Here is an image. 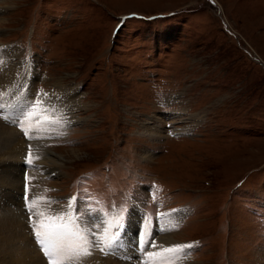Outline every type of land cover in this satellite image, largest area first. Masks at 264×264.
<instances>
[{
    "label": "rangeland",
    "instance_id": "1",
    "mask_svg": "<svg viewBox=\"0 0 264 264\" xmlns=\"http://www.w3.org/2000/svg\"><path fill=\"white\" fill-rule=\"evenodd\" d=\"M3 1L0 42L34 61L33 87L72 83L88 105L64 131L42 118L25 126L31 138L19 130L25 144L41 138L26 155L43 156L36 146L66 160L58 176H23L26 214L36 189L61 211L89 210L87 196L101 218L98 198L119 205L132 192L107 230L128 225L135 205L139 227L146 211L159 227L152 243L178 213L168 230L192 264H264V0ZM153 115L161 139L141 133ZM80 181L84 199H70Z\"/></svg>",
    "mask_w": 264,
    "mask_h": 264
},
{
    "label": "bare ground",
    "instance_id": "2",
    "mask_svg": "<svg viewBox=\"0 0 264 264\" xmlns=\"http://www.w3.org/2000/svg\"><path fill=\"white\" fill-rule=\"evenodd\" d=\"M4 2L0 0V27L4 25L3 15L8 14V6ZM19 50L17 46H4L0 42V117L5 121L0 122V264H47L49 259L62 261L63 264H138L144 259L147 264H192L187 254L188 247H183L180 251H163L165 248L187 246L179 243L168 230L173 227L170 222L173 225L178 222L180 218L178 213L169 217L166 222L161 220L164 228L160 231V237L152 243L148 242L151 234H146L147 240L138 237L136 216L130 215L127 227L121 232H116L118 242L110 254L100 251V247L96 246L94 249L90 248L91 255L78 259L80 249L89 248V243L84 231H79L76 227L79 223L76 221L74 223L71 208L61 211L57 203H38L35 211H44L46 216L64 217L63 220L44 218V223H67L71 229V232L62 239L45 241L43 245L38 242L32 231L33 221L28 219L29 213L25 215L21 208L22 162L26 144L16 133L29 122L36 123L41 118L52 123L58 130L68 125H76L81 121L76 112L81 108L86 109L88 105L81 103V92L77 85L71 83L66 86L62 80L51 81L54 90L36 92L32 85L35 80L40 79V75L34 72L31 60H21ZM26 105L30 107L25 108ZM43 109H47V112L45 113ZM175 118L180 122L184 120L183 114ZM159 119L157 115L147 117L144 123H140L141 133L157 139L166 136L167 133L157 124ZM168 119L174 122L173 116ZM38 124L40 125V122ZM187 129L188 127H184L183 131ZM35 148L37 151L41 149L44 154L42 156L37 153L38 156H42V161L37 165L29 164L31 173L46 178L51 175L58 176L65 165L64 157L45 148L36 146ZM37 154L31 153L32 156ZM141 157L143 160L152 158L149 151L143 153ZM39 194L32 199L51 201V197ZM53 209L55 212L51 211ZM112 233L111 231L103 235V232H100L98 236L99 239H110ZM53 247L56 250L51 257L47 256L45 253L51 251Z\"/></svg>",
    "mask_w": 264,
    "mask_h": 264
},
{
    "label": "snow or ice",
    "instance_id": "3",
    "mask_svg": "<svg viewBox=\"0 0 264 264\" xmlns=\"http://www.w3.org/2000/svg\"><path fill=\"white\" fill-rule=\"evenodd\" d=\"M43 111L46 113L47 109H43ZM21 130L24 131L26 136H29V138H31L29 132L26 129L21 128ZM26 203L28 205V212H29L28 219L33 221L32 224L33 235L36 238H38V242L40 244L43 245L45 241H54V240L62 239L71 232V229L69 228V225L67 223H61V224L44 223V218H47L49 220H57V219L63 220L64 219L63 216H57V215L46 216V213L44 211H39V212L35 211V206L38 203L48 204V203H53V201H40L39 199L28 200L26 198ZM69 206L71 207V201ZM51 211L55 212L54 209ZM36 217H40L41 219L37 220L35 219ZM119 226L120 225H113L112 227H119ZM117 242H118V234L116 232H113L110 239H98L97 244L95 246L100 247V251L105 252L106 254H110L112 249L116 246ZM183 247H190V246H175L173 248H165L163 249V251L165 252L180 251ZM55 250L56 249L53 247L51 251L46 252L45 254L51 257ZM85 255H91L90 247L81 248L77 258L82 259L83 256ZM47 264H63V262L56 259H49Z\"/></svg>",
    "mask_w": 264,
    "mask_h": 264
}]
</instances>
